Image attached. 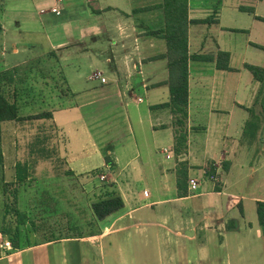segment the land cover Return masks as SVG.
I'll return each mask as SVG.
<instances>
[{"label":"crops","instance_id":"1","mask_svg":"<svg viewBox=\"0 0 264 264\" xmlns=\"http://www.w3.org/2000/svg\"><path fill=\"white\" fill-rule=\"evenodd\" d=\"M27 1L38 19L27 14L10 20L5 0H0V71L13 75L21 89L17 71L24 67L44 87L49 77L36 69L46 67L35 60L54 54L53 85L61 93L30 99L50 102L44 106L53 118L37 121L42 142L25 141L31 121L2 124V134L7 129L13 140L1 144L0 183H17L16 167L27 166L19 198L34 192V198L53 199L54 204L50 212L32 213L37 217L32 222L50 232H69L35 239L16 251L4 247L7 239L0 233V264H264L257 213L264 195L233 190L257 175L252 188L264 184V88L245 68L264 69V22L255 18H264L259 13L264 0L248 7L239 0H189V20L209 21L190 24L189 55L214 60L189 63L188 150L179 159L173 117L167 109H154L170 100L163 58L167 45L150 35L162 28L163 15L161 10L144 11L163 0ZM241 13L250 15L247 24H239ZM45 14L51 16L50 26L43 24ZM31 21H40L38 32L21 24ZM219 53L229 54L233 71L217 68ZM96 73L106 83L93 79ZM21 114L38 112L25 107ZM253 115L255 127L249 126ZM18 133L26 134L23 142H17ZM250 151L254 159L262 158L257 165L245 161ZM181 162L188 165L189 180L199 184L197 192L190 190L189 181L186 195L178 190ZM57 164L65 168L61 174L54 172ZM211 166L216 181L209 176ZM1 189L3 197L4 185ZM113 192L124 208L96 220L92 204ZM248 198L256 205L251 218ZM61 200L77 222L59 212ZM80 213L91 220L93 229L87 233L73 232L80 228Z\"/></svg>","mask_w":264,"mask_h":264},{"label":"trees","instance_id":"2","mask_svg":"<svg viewBox=\"0 0 264 264\" xmlns=\"http://www.w3.org/2000/svg\"><path fill=\"white\" fill-rule=\"evenodd\" d=\"M161 10L163 15L162 28L158 31H151L150 35L160 37L165 40L167 45V54L163 58L168 61L169 69V88H170V100L169 102L154 107V109H167L170 111L174 129L175 146L174 153L179 159L187 153L188 150V120H189V63L191 60L207 61L214 59H206L205 57H196L189 55V26L190 24H209V21H190L189 20V0H163L161 4L154 7H147L144 11ZM250 14H254L253 9H249ZM258 21L264 22L263 17H255ZM264 50L263 47H260ZM54 57V54L52 55ZM55 61V57L53 59ZM229 54L219 53L216 63L219 70L233 71L234 69L229 67ZM55 68V67H54ZM245 68L253 75L254 80L259 82L264 88V69L245 65ZM28 72V71H27ZM26 72V77L23 81V86H15V79L13 75L6 72H0V142L2 140V124L11 122H26V121H39L52 119L51 111L45 110H33L38 114L24 117L21 112L25 107H33L35 105H42L43 101L35 102L30 100L31 98L44 99L48 96H54L61 93L58 89L60 86H54L51 83H47L44 87H36L33 80V72ZM56 73L53 69L52 73ZM38 73V72H36ZM40 73V72H39ZM46 80V79H45ZM23 87V88H22ZM14 89V94L11 92ZM38 89V90H37ZM22 92L24 94L22 95ZM21 93V94H20ZM32 94L34 97H32ZM37 95V96H35ZM44 105V104H43ZM42 109V108H41ZM22 115V116H21ZM256 116L253 115L249 126H256ZM107 163L112 164L110 159L107 158ZM3 153L0 143V167L3 168ZM226 171V169H224ZM29 168L27 166L18 165L16 167V179L17 183L13 184L11 190L12 196H8V190L5 189V203H4V216L2 220V229L0 233L11 244V251L19 250L23 247L30 246L31 240L26 238L22 230V226L26 225L29 220L34 219L32 213L38 211L50 212L51 208L48 207L50 201L53 199L43 200L37 199L31 202H27L25 208L20 209L19 189L23 186ZM216 169L211 166L210 177L212 180L217 179ZM177 185L178 190H184V194L188 193V165L186 162L179 163L177 169ZM218 189V188H217ZM219 190V189H218ZM181 194V193H180ZM182 195V194H181ZM183 196V195H182ZM12 200L13 205L9 204V200ZM31 202V203H30ZM30 203V204H29ZM124 201L117 193H107L103 197L97 199L92 204L93 214L98 221H104L113 216L117 212L124 208ZM23 210H30L27 214ZM257 213L259 223L264 233V202L259 201L257 203ZM30 215V219L29 216ZM32 223V227L37 229L36 223ZM39 227V226H38ZM55 237L44 238V240H52Z\"/></svg>","mask_w":264,"mask_h":264},{"label":"rangeland","instance_id":"3","mask_svg":"<svg viewBox=\"0 0 264 264\" xmlns=\"http://www.w3.org/2000/svg\"><path fill=\"white\" fill-rule=\"evenodd\" d=\"M25 1H26V3H25ZM25 1H23V0H5L6 4L4 5V7L7 10V14L6 15L9 16L10 20H11V18H14V17H19V16L20 17H24L27 14H30L32 16L34 15L37 19L39 18V16L37 15V12L34 9V7L32 9V7H30L29 2L27 0H25ZM69 1L72 2V0H69ZM255 1H260V0H239V5L241 7L244 6V5H246L244 7H248L247 5L252 4ZM75 2H77V0H75ZM25 10H29V11L21 12V11H25ZM259 13L264 15V6H260ZM240 15H241V17H243L242 18L243 20H239L240 21L239 24H247L249 19H251L250 15H248L246 13H241ZM50 17L51 16L49 14L42 15L41 18L43 20V24H44V20H45V26H50L49 22L52 21L51 19H49ZM39 22L40 21H38V22L31 21L30 23L21 22V24H24V25L27 24L30 27V29H32L33 31H37L40 28V23ZM238 38L242 40V39H244V36H238L237 39ZM256 38L257 37H255V39ZM257 40H258V38H257ZM53 59H54V57L49 54L46 57L40 58L38 60H35V61H37V63L43 64L46 67V68H43V69H40V67H38L39 69H36V70H38L39 72L41 71L42 75H44L46 77L48 76L49 78L48 77L47 78H48L49 82L51 81L50 82L51 84H53L54 78L56 77L55 74H52V70L50 68V66H52V61L51 60H53ZM0 72H2V71H0ZM26 72L27 71L25 70L24 67H22L19 71H17V75H18L17 78H18L20 86L23 84V81H24V79L26 77L25 76ZM51 74L54 75V76L51 77L50 76ZM33 81L35 82V80H33ZM39 85H40L39 82L34 84V86H36V87H40ZM46 103H50V102H43V104H45V105H46ZM53 103H56V102H53ZM40 104H41V102H40ZM43 104L42 105H35L33 107H28V110H31V111H33V110H37V111H39V110H48L47 107L44 106ZM259 109L261 110L260 106H259ZM25 111H27V109ZM33 112H35V111H33ZM27 125H30L32 127L30 129L31 132L27 133V135L25 134L26 136L23 133L16 134L17 142L18 143L20 141L23 142V140H24L23 137L24 136H25V141L27 140V142H34V143L42 142L43 139L41 138L42 136L40 134L41 133V126L40 125H42V124L40 122H37V121H35V122L31 121ZM7 128L9 129V127H7ZM43 129H46V126H43ZM7 131L8 130L6 129V131L3 132L2 140L0 142L1 144H6L11 139L13 140V137H11V134L9 135ZM253 153H254L253 151H250L249 155H247L245 157V161L248 164H250L253 161L254 165H257L258 162L260 163L262 161L261 160L262 158L257 157V158L254 159V156H253L254 154ZM246 168H247L246 170H248V167H246ZM63 170H65V168H63L62 165L57 164V166L56 165L54 166V172L56 174H61L63 172ZM40 172H41L40 166L36 167L34 175H36V177H39L40 176ZM260 173L262 175H264V171L263 170ZM256 177H255V179H251L250 178L245 183L237 185L235 188H233V190H235L237 192H242L246 196H251L252 194H256L255 196H263L264 195V184L262 182L259 183L260 184L259 185L260 186L259 190H254L252 188L254 185H257L256 183L258 181H255ZM259 177H260V179L263 178V176H261V175H259ZM62 183H64V182H62ZM3 185H4V187H5V185L7 186L6 189L8 190V196H12V192H11V190L13 188L12 182L10 180H8L7 183H4V184L0 183V191L1 192L3 191L1 189L3 187ZM34 195H35V193L31 192L29 194V197H25L24 195L21 196L20 197V209L25 208V206L27 205V202H29V200H31V202H33L34 200H37V199L34 198ZM5 198H6L5 196L0 197V222L1 223H2V220H3V216H4ZM52 203H53V201L50 202V204L48 205V207L51 208V210H53V208H54V204H52ZM9 204L13 205L11 199L9 200ZM253 204L255 205V203H253V201L248 198V200H247V214H248L249 218H251L253 214L256 216V205H255V207H253ZM79 205H82L80 201H79ZM58 209H59V212L65 211V212L69 213L68 214L69 219L73 220L74 222H77L78 219H77L76 214L74 213V216H72L71 209L67 208V205L65 204V202L63 200H61L59 202ZM81 210H82V208H81ZM23 212H26V210H23ZM81 213H80V216H79L80 228H78L77 230H74L73 231L74 233H87L88 231L93 229V227L88 225V223L91 224V220H89V217L87 216V214L85 213L84 215H82ZM36 218L37 217H35V219ZM31 222L28 223V224L26 223V225L22 226V230H23L24 234L26 235V238L29 237V239L31 241H34L35 239L38 240V239L49 238V237H53L54 235H59V234L63 235L64 233H68L69 232V231L68 232L67 231H63L62 232L61 229L55 230L54 232H50L47 229L39 228L38 224H36L37 229H35L34 227H32V223ZM7 242H8V240H6L5 243H7Z\"/></svg>","mask_w":264,"mask_h":264},{"label":"built area","instance_id":"4","mask_svg":"<svg viewBox=\"0 0 264 264\" xmlns=\"http://www.w3.org/2000/svg\"><path fill=\"white\" fill-rule=\"evenodd\" d=\"M53 13L57 14V15H60V12L57 10V9H54L53 10ZM93 79H101V75L99 73H96L94 76H93ZM103 83H106V79L102 78L101 79ZM101 181L102 182H105L106 181V176H101L100 177ZM217 179H215L216 181ZM189 187H190V190L193 191V192H197L198 189H199V184L195 181V180H189ZM146 195L147 192L145 193ZM4 247L6 248H11V244L9 242L5 243L4 244Z\"/></svg>","mask_w":264,"mask_h":264}]
</instances>
